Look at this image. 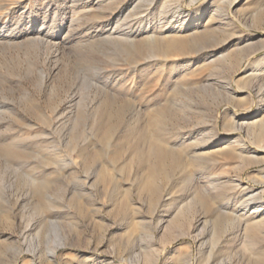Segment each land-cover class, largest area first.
I'll return each mask as SVG.
<instances>
[{
	"label": "rangeland",
	"instance_id": "obj_1",
	"mask_svg": "<svg viewBox=\"0 0 264 264\" xmlns=\"http://www.w3.org/2000/svg\"><path fill=\"white\" fill-rule=\"evenodd\" d=\"M33 249L264 264V0H0V264Z\"/></svg>",
	"mask_w": 264,
	"mask_h": 264
},
{
	"label": "bare ground",
	"instance_id": "obj_2",
	"mask_svg": "<svg viewBox=\"0 0 264 264\" xmlns=\"http://www.w3.org/2000/svg\"><path fill=\"white\" fill-rule=\"evenodd\" d=\"M54 35V34H53ZM55 39V38H54ZM45 41V40H44ZM54 41V40H53ZM39 42V41H38ZM42 42V40H41ZM46 43V42H45ZM49 43V42H48ZM51 43V42H50ZM62 43V42H61ZM53 46V45H52ZM54 48V47H53ZM248 116V114H243V117H246ZM19 147V146H18ZM18 152V151H17ZM152 152V151H151ZM13 153V152H12ZM18 155V154H17ZM20 159V158H19ZM16 160V158H15ZM13 161V160H12ZM20 163V162H19ZM19 167V166H18ZM16 170V169H15ZM33 183V181H32ZM155 189V188H154ZM157 189V188H156ZM158 191V190H157ZM153 192V191H152ZM156 194V191L154 192ZM153 193V194H154ZM255 194H252V195H249V197H253ZM18 199V198H17ZM21 203V202H20ZM262 202H260L257 206H255L253 208V210L251 212H256L258 209L262 210L263 209V205L261 204ZM258 208V209H257ZM27 227V226H26ZM24 227V228H26ZM29 228V227H27ZM25 230V229H24ZM27 230V229H26ZM29 230H32V229H29ZM26 232V231H24ZM24 235H28V234H24ZM25 237V236H24ZM61 244H56V245H51L49 248V250L44 253L46 258L48 260H51L53 259L55 256H56V253H57V249L59 248ZM23 251V250H22ZM21 250L17 251L16 254H15V262H18L21 260V258L24 256V252H22ZM42 252L41 250L38 251L36 249H33V250H30L29 252L25 253L27 254V256H29L30 260H29V264H40V259L42 258V255L40 253ZM190 262V261H189ZM193 262V261H192ZM191 263V262H190ZM122 264H125V261H122Z\"/></svg>",
	"mask_w": 264,
	"mask_h": 264
}]
</instances>
